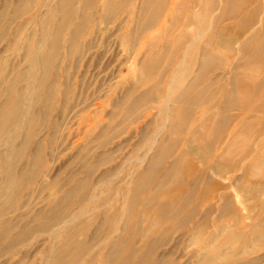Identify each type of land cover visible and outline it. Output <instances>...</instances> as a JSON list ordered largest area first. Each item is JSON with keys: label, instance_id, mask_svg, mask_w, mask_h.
I'll return each instance as SVG.
<instances>
[{"label": "rangeland", "instance_id": "374dc122", "mask_svg": "<svg viewBox=\"0 0 264 264\" xmlns=\"http://www.w3.org/2000/svg\"><path fill=\"white\" fill-rule=\"evenodd\" d=\"M194 1L0 0V119L13 97L19 112L33 114L31 122L20 118L25 126L14 128L12 141L0 145V191L11 179L5 169L11 149H23L25 137L36 134L17 161L24 206L15 205L5 216L11 233L20 238L13 245L0 241V264H49L55 257L51 246L60 247L63 241H55L36 220L51 212L32 209V203L36 209L44 205L41 199L51 193L60 203L59 220L53 223L87 196L77 208L85 214L72 226L89 230L88 222H95L84 256L88 262L104 253L98 244L110 219L114 225L128 222L126 228L150 226L167 234L182 227L165 247L173 252L158 264H191L198 259V246L190 244L196 238L204 243L223 228L218 245L236 243L235 258L257 248L244 260L264 264V82L252 83L264 76V36L254 43L261 46L260 57L250 60L240 40L257 21L242 24L241 8L219 19L221 2L208 21L187 15L181 27L166 16L171 4L182 15ZM250 9L264 12V5L249 4ZM74 27L92 36L76 37ZM50 38H55L57 58L50 70L45 63L34 70L31 48L48 49ZM152 57L155 67L148 63ZM253 66L259 68L256 75ZM190 85L195 92L206 91L205 97H188ZM39 128H44L40 134ZM148 179L156 183L148 189L162 195L160 207L167 200L184 203L188 216L162 219L156 211L149 223L132 217L150 206L143 198L139 206L127 207L126 194ZM70 191L74 194L68 198ZM100 203L108 212L96 216L102 208L93 211L91 206ZM241 222L263 234L253 237L254 231L249 235L253 239L245 238ZM132 228L118 234L128 238Z\"/></svg>", "mask_w": 264, "mask_h": 264}, {"label": "bare ground", "instance_id": "6f19581e", "mask_svg": "<svg viewBox=\"0 0 264 264\" xmlns=\"http://www.w3.org/2000/svg\"><path fill=\"white\" fill-rule=\"evenodd\" d=\"M222 2V14L219 19H223L226 17H229L233 14V12L239 7L241 10H238V17H240V22L244 25H251L253 24L255 20L257 21V25L252 29L249 30L246 35L240 40L241 43V50L243 53H246L250 60L251 58L255 59L257 57H260L261 55V46L254 45L255 42H257V37H263L264 36V16L263 18H258L259 15L263 14L264 12L262 10L258 12H254L252 9L248 10L249 4H256V5H264V0H195L192 4V10L191 8L189 11L186 9V13L182 15H177L178 9L175 4H171L169 6L168 12L166 16H170L172 21L175 23L177 27H181L185 21V18L187 15L191 19H196L197 16H201L203 21L206 22L210 17L212 16L213 11L216 9V7ZM146 6H150L148 2H145ZM264 10V9H263ZM94 15H92L93 17ZM70 16H67L68 19ZM219 17V16H218ZM136 19V17H134ZM71 20V17H70ZM76 32V37L84 38L85 40L92 36L91 32H84L79 31V29H76L75 27L72 29ZM132 32L131 34H133ZM56 38V37H55ZM55 38H50V46L49 48H43L40 50H36L35 47L31 48V51L36 56L34 60L33 69H37L39 66H41L43 63L46 64L47 70H50V68L53 66L54 61L57 58L58 50L54 46V40ZM70 40L73 39V37L69 38ZM193 40V38H191ZM196 40L194 39V43ZM152 44V42H151ZM195 54H191V56H194L192 59V63H196L198 59H195ZM152 55V54H151ZM197 55V54H196ZM198 62V61H197ZM149 65L151 67L156 66V59L149 58ZM177 63V60H176ZM180 64H184L185 60L181 59L179 60ZM250 66V65H249ZM244 67V66H243ZM189 70V69H188ZM252 73L254 75L259 73V68L256 66H253L251 69ZM188 72V71H187ZM190 73V70H189ZM22 76V74H20ZM264 77V76H263ZM261 77L259 79H255L252 83L254 85H259L260 83L264 82V78ZM243 79V77H242ZM176 80V79H175ZM245 82V81H244ZM160 86V85H158ZM11 93L14 95L15 90V83H12L10 86ZM31 91V90H30ZM29 91V92H30ZM35 90H32L31 93H34V95H37L38 92ZM160 92L162 93V89L160 88ZM206 91L204 92H195L194 88L190 85L188 89V97H205ZM30 94V93H26ZM25 94V95H26ZM176 97V96H175ZM178 100V99H177ZM236 101V100H235ZM235 105L236 102H235ZM253 104H251L252 108ZM20 107L19 105L14 101V97L11 101L7 102L5 109L3 112L4 115L1 117L4 122H0V124L3 123V125H0V145L6 144L5 142H11L12 139L10 137V132L12 130H21L23 125L20 123V118H23L25 122H31L33 120V114L32 112H19ZM183 109H177V112H182ZM249 111V109H248ZM205 112H209L208 110H205ZM0 119V120H1ZM44 128H39V134L41 131H43ZM200 134V133H199ZM202 135V134H201ZM36 134L31 132L28 136L25 137L23 146L24 148H27L35 138ZM15 138V136H12ZM18 135H16V138ZM15 138V139H16ZM45 138V137H44ZM40 140L38 145H41L42 142L45 139ZM23 148V149H24ZM22 148H16L13 147L11 149L10 156L7 157V165L5 169L7 170V173L11 175V179L9 182L3 187L2 191H0V241H7L10 245H13L16 243V241L20 238L19 235H15L11 233V229L9 226L8 221L6 220L5 216L11 212V210L16 207L24 206V202L22 199L23 194V186L19 183L20 180V174L18 173V167H17V161L23 157L24 151ZM169 150V149H168ZM169 151L165 152L168 153ZM253 154V153H251ZM156 185L151 179L146 180L145 183H139L133 186V188L126 194L127 200H126V206L129 207L130 205H138L143 201V198H147L148 202L147 205L150 206V209H145L142 214H135L132 217L134 218H143L144 223H149L153 220V215L155 212H159L162 219L171 217L175 215H181L184 216L183 219H185L188 215H186V205L184 203H175L174 201L167 200L165 204L160 207L159 201L160 196L159 193L151 192L147 185ZM72 193V194H71ZM93 192H90L89 195L91 196ZM34 193L32 192L31 195ZM71 194V195H70ZM74 194V191L68 192V198H71ZM47 195V194H46ZM87 196L84 195L80 197L77 201L73 204L70 211H67L64 214V217L59 223H53L59 220V217L57 216L58 211L60 210L59 206V198L57 199L56 195L51 193L43 200L41 199V202H43L44 205H42L40 208L33 207L35 204H33L32 209L34 211L38 212H44L46 210L50 211L51 213H48L49 217H45L43 214H38L36 217L38 226L46 227L48 228L47 231L50 232L53 236L56 237L55 241L60 238L63 241V244L60 247H56L52 245V249L55 250L57 253L55 257L49 260V264H79L80 260L85 261L81 264H158V260L164 259L165 255L167 253L173 252V248L165 249L170 244L174 242V236L179 233V230L182 229L179 228L175 230L172 234H167L165 231H163L161 228L158 230L152 231V227L150 226H144L138 228L135 225H132L131 227H135V230L133 229L132 236L126 238L123 235L118 234L119 230L129 231L130 228H126L124 225L128 222H123V225H120V222H116V224H111L110 219L104 223L106 224V230L102 231V240H100L98 244V250L103 251L104 253L99 255V257L94 262H88L84 259L85 253L87 252V246L88 240L90 239L89 233L90 230L95 228V222L91 221L88 222L89 230L74 228L72 226V223L74 220H80L83 218V215L85 214L84 209H77L78 207L82 206L84 202L86 201ZM42 204V203H41ZM103 203L100 204H94V205H88L87 209L90 207L93 209V211L97 210L99 208H102ZM142 206V205H141ZM100 211V210H99ZM88 212V211H87ZM108 212V208H102L101 212H94L96 213V216H100L103 213ZM15 213V212H14ZM14 213L12 214V217H14ZM94 215V214H93ZM143 215V216H142ZM94 217V216H93ZM183 219L181 221H183ZM51 222V223H44L42 221ZM94 220V219H93ZM197 218H194V221H196ZM193 219L192 224L195 225ZM86 222V221H84ZM53 224V225H52ZM129 225V224H128ZM149 225V224H148ZM240 226L242 228H245L244 233H246L247 239H253L251 236L253 235H259L261 236L263 232L255 230V228L251 231L249 229L253 228L252 225H245L243 222H241ZM56 227V228H52ZM228 228V227H227ZM226 228V229H227ZM132 231V230H131ZM192 231V227L189 228L184 234L181 233L179 236L180 239L184 238L186 235H188ZM255 231V232H254ZM98 232V231H97ZM96 232V233H97ZM225 232V228H223L220 231H213L207 236V241L204 243H199L200 240L198 238L195 239L194 243H191L190 245H197L198 248L196 250L195 255H197V258L194 262L191 261V264H196L197 262H200V264H260L257 262V259L252 260H244L245 257L250 256L251 254H256L257 251L254 248L251 251L252 248H246L245 251H243V256L235 258L236 253H238V247H235V244L232 245L230 242L224 244V245H218L217 239L218 237H223ZM254 232V233H252ZM77 239H76V235ZM251 234V236H249ZM178 236V237H179ZM179 239V240H180ZM92 240V239H91ZM158 240H164L162 244H160L157 247H153L154 242H158ZM178 240V241H179ZM136 241H142L141 246L135 247ZM177 241V242H178ZM252 241V240H251ZM191 242V240H190ZM236 252L234 254V252ZM83 253L82 256L80 254ZM194 255V256H195ZM258 256V255H257ZM261 258L263 259L264 256ZM259 261H261L259 259ZM263 261V260H262ZM164 264H171L168 262H165Z\"/></svg>", "mask_w": 264, "mask_h": 264}]
</instances>
